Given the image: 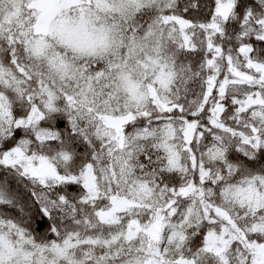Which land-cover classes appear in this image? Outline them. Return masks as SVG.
<instances>
[{
  "label": "trees",
  "instance_id": "16d2710c",
  "mask_svg": "<svg viewBox=\"0 0 264 264\" xmlns=\"http://www.w3.org/2000/svg\"><path fill=\"white\" fill-rule=\"evenodd\" d=\"M222 1L81 0L66 10L96 35L74 43L41 39L40 0H0V264H147L161 216L156 264H254L264 0H233L226 17ZM128 114L122 136L108 130ZM15 149L25 159L7 162ZM26 159L55 174L30 175ZM249 181L258 205L230 194ZM119 197L135 203L102 217ZM225 227L226 248L208 247Z\"/></svg>",
  "mask_w": 264,
  "mask_h": 264
},
{
  "label": "rangeland",
  "instance_id": "374dc122",
  "mask_svg": "<svg viewBox=\"0 0 264 264\" xmlns=\"http://www.w3.org/2000/svg\"><path fill=\"white\" fill-rule=\"evenodd\" d=\"M81 0H40L37 4L39 10V21L37 25V30L41 35V39L45 40V35L49 32H54L68 41L74 43H84L90 41L95 37L94 31L88 25L87 21L81 15H72L68 9L69 7L80 3ZM233 0H223L220 5V13L226 17L232 8ZM185 25H187L185 23ZM257 68L262 71L264 78V66L257 65ZM236 80H246L249 77L243 76L237 70H233ZM228 81L224 82L222 91ZM153 93L155 92L152 88ZM220 110V109H219ZM7 108L3 98L0 97V113H6ZM133 118L132 114H128L122 117H106L105 122L107 128L112 133H116L122 136V131L124 125ZM188 134L191 135L194 131V125H189L187 127ZM24 154L21 150L15 149L14 151L6 155V161L13 163L15 161L24 160ZM25 170L32 176L45 178L55 174L53 166L45 159H39L37 162L26 159ZM88 181L91 185H94V179L91 173L87 175ZM192 190V189H191ZM151 191L141 193L138 198H143V196H148ZM230 194L236 199L243 203H249L253 205H258L263 200V193L260 191L255 181H249L245 184H239L232 187ZM135 202L127 198H114L112 208L102 214V217L106 219L114 218L115 214L121 209L134 204ZM222 215L227 217V220L231 223L232 219L224 211H219ZM165 219L163 216L157 218L153 225L148 228L153 244L151 248V254L149 255L147 264H156L158 262L157 255L159 251L156 247V242L160 239L162 229L165 225ZM234 236L232 229L227 227L223 228L220 234L211 233L207 238L208 247L216 251H223L228 242ZM255 257L254 264H264V244L256 245L255 247ZM7 251V255L15 253L17 248L9 243L5 244L3 248ZM184 264H191L185 262Z\"/></svg>",
  "mask_w": 264,
  "mask_h": 264
}]
</instances>
